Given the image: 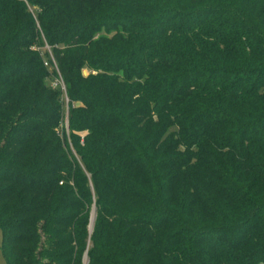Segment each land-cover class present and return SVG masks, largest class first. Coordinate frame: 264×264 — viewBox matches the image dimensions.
Returning a JSON list of instances; mask_svg holds the SVG:
<instances>
[{"label":"trees","instance_id":"1","mask_svg":"<svg viewBox=\"0 0 264 264\" xmlns=\"http://www.w3.org/2000/svg\"><path fill=\"white\" fill-rule=\"evenodd\" d=\"M26 1L0 0L6 264H264V0Z\"/></svg>","mask_w":264,"mask_h":264},{"label":"rangeland","instance_id":"2","mask_svg":"<svg viewBox=\"0 0 264 264\" xmlns=\"http://www.w3.org/2000/svg\"><path fill=\"white\" fill-rule=\"evenodd\" d=\"M45 45L48 46V48ZM32 48H34V49H36L38 51H42V52H45V51L48 52L47 49L51 50V47H50L49 44H47V42L45 44H43V45H38L37 43H35ZM43 59L44 60L47 59V57H46V55L44 53H43ZM46 67H47V69L50 72L53 71L49 66H46ZM87 73H88V71L86 69H83V74L86 75ZM54 74H55V72L54 73H50V75H48L45 78V82H46L47 85L52 86ZM67 112H68V106L64 103V104H62V108H61V126H62V128H66L67 127ZM1 242H2V231L0 229V264H6V260H5V257L3 255L2 248H1Z\"/></svg>","mask_w":264,"mask_h":264},{"label":"built area","instance_id":"3","mask_svg":"<svg viewBox=\"0 0 264 264\" xmlns=\"http://www.w3.org/2000/svg\"><path fill=\"white\" fill-rule=\"evenodd\" d=\"M26 2L27 6H28V9L33 12V8L28 4V2L26 0H23ZM46 46V45H45ZM48 48V46H46ZM48 51V56L46 60H44V65L45 66H49L54 72V78H53V82H52V86L54 88H58L61 93H62V98L65 102V104L68 106V97H67V92H66V86H65V83H64V80L60 74V71L57 67V64L54 60V57L52 55V52L50 49H47Z\"/></svg>","mask_w":264,"mask_h":264},{"label":"bare ground","instance_id":"4","mask_svg":"<svg viewBox=\"0 0 264 264\" xmlns=\"http://www.w3.org/2000/svg\"><path fill=\"white\" fill-rule=\"evenodd\" d=\"M93 219V218H92Z\"/></svg>","mask_w":264,"mask_h":264}]
</instances>
